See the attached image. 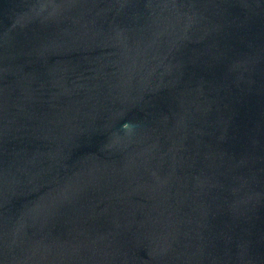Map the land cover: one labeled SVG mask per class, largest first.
<instances>
[{
    "label": "water",
    "instance_id": "water-1",
    "mask_svg": "<svg viewBox=\"0 0 264 264\" xmlns=\"http://www.w3.org/2000/svg\"><path fill=\"white\" fill-rule=\"evenodd\" d=\"M0 264H264V0H0Z\"/></svg>",
    "mask_w": 264,
    "mask_h": 264
}]
</instances>
